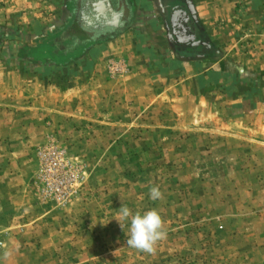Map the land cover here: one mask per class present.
<instances>
[{
  "label": "crops",
  "instance_id": "0c3cea01",
  "mask_svg": "<svg viewBox=\"0 0 264 264\" xmlns=\"http://www.w3.org/2000/svg\"><path fill=\"white\" fill-rule=\"evenodd\" d=\"M65 1L70 18L65 17L59 32L66 36L79 28L86 32L77 19L83 0ZM93 1L121 18L123 24L115 32L119 36L107 47L130 66L129 78L112 81L103 60L88 57L58 71L21 70L0 78V264H105L101 255L112 256L116 249L85 248L84 239L112 240L125 234L116 229L117 217L102 214L106 205L113 212L117 204L107 201L103 206L96 201V195L104 192L101 183L92 189L87 203L79 200L60 210L40 202L31 188L38 148L52 143L71 156L91 159L97 165L92 178L98 180L110 168L97 163L106 159L111 165L116 155L125 159L133 143L147 144L149 128L160 133L151 140L162 143L163 130L177 129L182 116L189 127L201 118L210 120L222 113L230 117L227 112H231L243 129L264 130V0H186L193 22L202 25L206 40L224 50V58L173 73L164 69L168 61L161 56L157 63L151 62L160 65L159 70L150 69L147 61H136L142 58L133 52L149 44L135 39L136 28L128 27L134 18L131 8H122L121 0H107L109 8L104 0ZM31 2L35 1L0 0V10L4 5L10 11L7 6L13 3L17 11L27 10ZM88 4L90 19H96ZM175 13L163 16L167 31H173ZM142 31L153 45L152 36L159 34L144 27ZM238 66L243 68L235 73ZM172 81L176 87L168 89ZM132 115L138 118L131 120ZM135 127L140 135L126 133ZM258 246L249 256H263L264 247Z\"/></svg>",
  "mask_w": 264,
  "mask_h": 264
},
{
  "label": "rangeland",
  "instance_id": "374dc122",
  "mask_svg": "<svg viewBox=\"0 0 264 264\" xmlns=\"http://www.w3.org/2000/svg\"><path fill=\"white\" fill-rule=\"evenodd\" d=\"M34 1L29 3L27 10L17 11L15 3L7 6L11 9L8 12L4 5L0 10V78L4 73L21 70L58 71L85 57L102 59L107 77L112 81L129 78L130 66L107 47L119 36L118 33L99 39L75 31H70L67 36L66 32L58 33L61 31L59 25L70 18L66 1ZM121 2L122 8L133 10V24L128 27L136 28L133 31L135 39L141 38L150 45V38H146V32H141V27L151 34H159L152 36L153 45L142 49L139 46L137 52H133L134 56L142 58L137 62L147 61L152 66L150 69L158 67L159 70L160 65L153 66L151 62L157 63L164 57L168 61L164 69L173 73L177 69L179 72L185 70L184 67L189 68L191 64L204 61L214 64L224 58V50L206 40L202 25L193 22L186 0ZM171 12H176L172 20L173 31H167L168 26L162 24L163 16L171 15ZM32 23L39 26L35 28ZM44 40H49L47 45H44ZM23 50L30 51L37 62L18 58L19 51ZM233 66L236 67L235 64ZM242 68L238 66L233 71L241 72ZM172 84L173 81L169 82L167 88L176 87ZM227 113L230 117L223 116V113L215 114L212 119L201 118L189 127L182 116L177 129L163 130L162 143L158 144L151 137L160 133L147 129V144L133 143L125 159L121 157L119 160L116 155L117 159L110 161L111 165L106 159L97 163L110 168L98 180L92 178L96 162L86 157L71 156L65 148L48 144L64 150L69 160L81 163L84 168L80 196L66 206L79 200L89 202L92 189L99 188L101 183L100 189L104 192L96 195V201L102 205L107 201L117 204L113 212L106 205L102 209L104 217H117L122 204L133 214L156 209L167 232L166 239L157 243L153 254L130 248L126 244L130 235L129 218L122 222L123 230L115 221L116 229L125 233L124 236L112 240L85 238L84 247L116 249L112 256L105 252L101 255L105 264H264V254L249 256L258 251V245L264 247V130L243 129L235 121V116ZM134 118L138 116L132 115L131 120ZM129 132L140 135V128L126 131L127 134ZM34 182L31 187L33 194ZM153 186L160 187L162 200L150 199L149 192ZM52 204L60 210L66 207ZM253 244L256 249L252 253ZM89 257L85 256L86 259Z\"/></svg>",
  "mask_w": 264,
  "mask_h": 264
},
{
  "label": "built area",
  "instance_id": "2783aa9c",
  "mask_svg": "<svg viewBox=\"0 0 264 264\" xmlns=\"http://www.w3.org/2000/svg\"><path fill=\"white\" fill-rule=\"evenodd\" d=\"M36 156L34 192L40 202L64 207L80 196L85 178L81 163H73L64 150L53 145L38 149Z\"/></svg>",
  "mask_w": 264,
  "mask_h": 264
},
{
  "label": "clouds",
  "instance_id": "9594fccd",
  "mask_svg": "<svg viewBox=\"0 0 264 264\" xmlns=\"http://www.w3.org/2000/svg\"><path fill=\"white\" fill-rule=\"evenodd\" d=\"M149 197L153 201L162 200L163 193L160 190V187H151ZM129 218L130 235L126 240L127 246L142 252L153 254L156 251L157 243L167 237V232L164 230V221L160 213L156 209H151L143 214L140 212L133 214L129 207L122 204L117 211V218L115 219L122 230V221L129 220Z\"/></svg>",
  "mask_w": 264,
  "mask_h": 264
},
{
  "label": "flooded vegetation",
  "instance_id": "af4514ba",
  "mask_svg": "<svg viewBox=\"0 0 264 264\" xmlns=\"http://www.w3.org/2000/svg\"><path fill=\"white\" fill-rule=\"evenodd\" d=\"M88 3L92 5V11L95 12L96 19H90L88 15L90 8ZM79 7L77 15L78 23L86 30V34L92 35L94 39L103 38L117 32L123 24L121 18L119 19L118 16L108 14L104 6L97 4L93 0H83Z\"/></svg>",
  "mask_w": 264,
  "mask_h": 264
},
{
  "label": "trees",
  "instance_id": "16d2710c",
  "mask_svg": "<svg viewBox=\"0 0 264 264\" xmlns=\"http://www.w3.org/2000/svg\"><path fill=\"white\" fill-rule=\"evenodd\" d=\"M77 27V26H76ZM73 33H74V30L72 31ZM80 33V34H86V32L85 31H82V29L81 28H79L78 29V31H75V33ZM58 33H60V32H58ZM48 41L49 40H44L43 42H44V45H47L48 44ZM42 42V43H43ZM39 43V42H38ZM41 43V42H40ZM18 58H20V59H26V60H29V62H31V63H34V62H37V61H35L33 58V55H32V53H31V55H30V51H26V50H23V51H19V53H18V56H17ZM50 62V61H49ZM55 64V63H54Z\"/></svg>",
  "mask_w": 264,
  "mask_h": 264
},
{
  "label": "water",
  "instance_id": "95a60500",
  "mask_svg": "<svg viewBox=\"0 0 264 264\" xmlns=\"http://www.w3.org/2000/svg\"><path fill=\"white\" fill-rule=\"evenodd\" d=\"M104 3L108 6V8H109V4H108V1L107 0H104ZM101 5H102V3H101Z\"/></svg>",
  "mask_w": 264,
  "mask_h": 264
}]
</instances>
